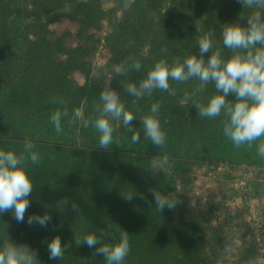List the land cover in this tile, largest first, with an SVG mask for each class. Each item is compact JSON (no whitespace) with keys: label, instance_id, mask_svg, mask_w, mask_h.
Instances as JSON below:
<instances>
[{"label":"trees","instance_id":"obj_1","mask_svg":"<svg viewBox=\"0 0 264 264\" xmlns=\"http://www.w3.org/2000/svg\"><path fill=\"white\" fill-rule=\"evenodd\" d=\"M117 1L118 6L107 9L103 0H0V147L21 151L27 137L42 157L40 165L32 166L34 188L25 222L5 212L0 233L38 249L39 264H104L95 247L76 245L75 233L94 231L111 240L120 229L128 231L130 240L124 264H222L232 245L224 223L212 222L211 207H192L188 188L179 190L178 184L192 166L212 160L264 165V155L256 142L237 147L225 138L222 117L197 115L185 100L195 80L173 82L175 94L157 89L141 98L128 94L125 86L139 82L157 59L199 54L196 41L207 33L214 48L230 55L222 44V24L241 19L247 10L241 0ZM62 17L78 25L77 44L52 38L49 25ZM106 17L104 41L109 63L115 65L108 80L91 74L88 58L98 47L96 30ZM133 60L141 63L140 70L130 67ZM74 70L85 73L84 83L72 77ZM105 87L119 92L136 113L132 127L141 135L139 142L132 143L121 125L114 142L101 147L91 125L71 121V111L81 101H86V114L93 113ZM211 91L209 84L201 96ZM152 103L160 105L166 132L160 148L144 139L139 120ZM56 110L69 114L59 130L50 123ZM149 162L160 170L147 168ZM153 189L176 200L175 206L156 209ZM45 211L51 216L46 228L27 223L30 213ZM57 234L69 246L61 259H49L46 241ZM254 253V246H243L234 264H256Z\"/></svg>","mask_w":264,"mask_h":264},{"label":"clouds","instance_id":"obj_2","mask_svg":"<svg viewBox=\"0 0 264 264\" xmlns=\"http://www.w3.org/2000/svg\"><path fill=\"white\" fill-rule=\"evenodd\" d=\"M246 8L241 19L223 23L221 38L223 47L230 55H222L221 49L214 48L212 34L201 35L197 39L199 54L192 52L182 59L172 61L166 58L155 60L139 82L126 84V91L133 97L141 98L153 90H163L175 94L172 83L197 81L196 86L185 93V100L191 102L201 118L214 120L222 117V134L234 146L257 143V151L264 155V0H241ZM211 50V55L205 54ZM166 51V49H162ZM131 68L140 70L141 63L133 60ZM119 71V68H117ZM209 84L214 91L205 93ZM159 103H152L149 110L139 116L143 137L153 145L162 147L166 142V132L162 128L158 113ZM68 113L56 110L50 115V123L61 129ZM136 113L122 102L119 92L105 87L99 95V103L91 114H86V101L71 111L72 122L89 125L97 133L98 144L108 147L114 142L118 126L131 133V142L141 140V135L132 127ZM41 154L34 142L25 137L21 151L0 147V216L10 212L18 223L25 222V212L30 204L34 188L32 166L40 165ZM147 168L160 170L155 162ZM128 198H131L127 195ZM156 209L173 208L176 200L163 191L153 189ZM50 214L30 213L29 225L38 224L46 228ZM111 240H104L97 232L75 233L76 245L87 244L95 247L96 253L104 258V264H124L130 252L128 231L120 229ZM49 259H61L69 246L59 234L46 241ZM0 264H39L38 249L27 242H17L7 232L0 233Z\"/></svg>","mask_w":264,"mask_h":264},{"label":"rangeland","instance_id":"obj_3","mask_svg":"<svg viewBox=\"0 0 264 264\" xmlns=\"http://www.w3.org/2000/svg\"><path fill=\"white\" fill-rule=\"evenodd\" d=\"M119 4L117 0H103V6L107 9ZM121 14L120 9L118 15ZM77 26L68 17L49 25L52 38L59 37L68 46L81 40L76 36ZM108 29L109 19L106 17L96 30V38L100 40L98 47L88 57L91 74L99 75L104 80L110 78V72L115 68L114 64L109 63L111 52L104 41ZM102 73L106 74L105 78ZM72 77L79 83H84L87 78L80 70L72 71ZM178 188H188L190 204L195 209L211 207L213 223H224L232 245L225 250L222 264H234L243 246H254L253 261L264 264V165L208 161L192 166Z\"/></svg>","mask_w":264,"mask_h":264}]
</instances>
